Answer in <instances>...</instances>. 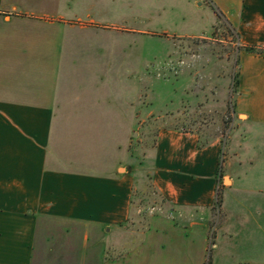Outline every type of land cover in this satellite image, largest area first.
Here are the masks:
<instances>
[{
    "label": "crops",
    "instance_id": "1",
    "mask_svg": "<svg viewBox=\"0 0 264 264\" xmlns=\"http://www.w3.org/2000/svg\"><path fill=\"white\" fill-rule=\"evenodd\" d=\"M102 1L97 17L101 0H0V264H117L110 252L130 218L134 178L125 168L131 73L117 74L131 63L117 60L116 26L144 31L106 22L115 0ZM205 1L239 46L264 49V0ZM237 80L235 112L244 119L225 145L214 138L198 147L191 131L156 133L151 182L172 212L151 218L123 264H264V185L239 183L243 163L256 161L243 156L242 134L264 129V54L239 50Z\"/></svg>",
    "mask_w": 264,
    "mask_h": 264
},
{
    "label": "rangeland",
    "instance_id": "2",
    "mask_svg": "<svg viewBox=\"0 0 264 264\" xmlns=\"http://www.w3.org/2000/svg\"><path fill=\"white\" fill-rule=\"evenodd\" d=\"M174 1L115 0L105 18L106 22L144 31L121 33L123 25L116 26L117 60L131 63L117 66V74L123 73V69L131 73V79L125 82L127 98L131 96L132 103L130 125L126 113V126L131 128V133L125 168L134 178L130 218L115 236L116 247L110 252L117 264H123L124 257L137 247L141 232L149 226L152 217L172 212L165 208L150 177L158 130L191 131L201 142L219 138L225 145L230 128L244 119L242 114L237 116L234 105L238 92V52L244 50L238 44L234 28L219 8L205 0H189L184 8ZM103 4L108 6V2L101 0L99 9L97 6L92 9L95 16H101L96 12L103 11ZM181 15L185 16L184 22ZM187 30L204 33L199 37H178L176 32ZM251 73L252 66L247 68L246 75ZM122 86L116 83L117 93L122 92ZM248 126L252 129L245 130L240 139L247 148L243 156L256 161L243 163L239 183L249 187L264 185V129ZM66 147L67 151L71 148ZM219 182L221 194V176ZM227 183L224 177L223 184ZM218 207L211 211L212 219L217 217ZM73 230L71 234L78 232L76 227ZM92 241L89 237L85 248L93 249ZM97 248L104 249L103 244ZM210 261L207 257L206 264Z\"/></svg>",
    "mask_w": 264,
    "mask_h": 264
},
{
    "label": "trees",
    "instance_id": "3",
    "mask_svg": "<svg viewBox=\"0 0 264 264\" xmlns=\"http://www.w3.org/2000/svg\"><path fill=\"white\" fill-rule=\"evenodd\" d=\"M243 48H244V50L249 51V52H256L257 54H264V49H262V48L256 49L257 47H253V46H244ZM205 143L206 142L198 141L197 146L200 147V146L204 145ZM220 202H221V194H219V192H216L214 207L219 206Z\"/></svg>",
    "mask_w": 264,
    "mask_h": 264
},
{
    "label": "built area",
    "instance_id": "4",
    "mask_svg": "<svg viewBox=\"0 0 264 264\" xmlns=\"http://www.w3.org/2000/svg\"><path fill=\"white\" fill-rule=\"evenodd\" d=\"M219 186H220V182L217 181L216 186H215V188H216V192H218V190H219ZM215 197H216V196H215Z\"/></svg>",
    "mask_w": 264,
    "mask_h": 264
}]
</instances>
